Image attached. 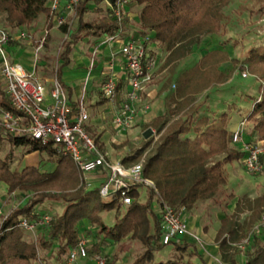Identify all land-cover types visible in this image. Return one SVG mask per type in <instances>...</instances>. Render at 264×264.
<instances>
[{"label": "trees", "instance_id": "1", "mask_svg": "<svg viewBox=\"0 0 264 264\" xmlns=\"http://www.w3.org/2000/svg\"><path fill=\"white\" fill-rule=\"evenodd\" d=\"M130 1L138 6L139 37L145 38L153 34L147 43L156 42L165 53L162 67H174L181 59L191 54L202 36L223 29L225 20L223 8L231 0ZM90 3L94 5L93 11L96 15L86 20L85 14ZM102 5L103 0L81 1L78 8V25L69 39L62 44L61 66L57 71L59 79L61 68L70 63L72 47L84 37L115 34L120 30L123 32L122 38L131 37L128 34L130 31L128 15L123 21L118 22L112 18L108 9H103ZM0 13L4 15V23L13 28L37 21L42 16L45 18V26L50 28L54 19L49 0H0ZM60 27L63 30L66 28L65 25ZM228 60L226 52L213 50L205 53L199 62L179 73L174 89L169 94L166 111L164 115L157 117L155 122L159 140L150 149L149 154L147 153L148 157L142 164V173L144 177L153 180L159 198L180 214L192 210L201 202H218L227 182L226 166L242 159L245 154L232 143L234 131L229 128L230 113L236 106L230 108L229 104L226 111L218 116L204 113L193 118L192 113L196 112L192 106L195 94L209 88L215 82L226 81L235 69H247L251 74H256L260 79L258 97L253 99L251 107L245 108L247 111L245 115L240 109L236 110L251 121L252 131L255 132L257 140L264 141V44L249 47L240 60L233 59L231 72L225 74L219 70V65ZM1 83L0 76V105L14 110L8 97L1 90ZM120 86L121 84H118V91ZM70 105L72 111L76 112V105L74 103ZM184 108H188L190 114L185 118L178 116L171 119L177 111ZM85 130L97 143L99 136L89 129ZM4 140L14 146L26 145L30 150L44 151L48 160H53L55 164L46 171L33 165L25 166L18 171L10 168L13 160L11 152L0 159V185L4 184L7 193L18 197H21L23 192L28 193L26 197L21 198L20 206L12 210L0 224V264H33L39 260V249H49L53 241H58L60 254H67L80 237V226L85 221L95 229V237L99 238L102 235L100 242L95 239L90 244L87 249L88 255L103 256L105 264H114V258L103 254V247L118 242L127 232H131V237L140 240L145 246L142 254L132 264H203L195 248L183 242L181 237L170 243H174V248L182 251L184 257L182 254L179 260L170 258L151 263L154 258L153 251L165 244L161 242L160 215H156L152 209V196L155 192L150 189L144 204L136 200L137 189L142 186L131 190L133 201L125 206L123 213L120 209L124 205L117 195L111 196L109 202H101L99 188L81 194L74 203H69L61 215L35 211V206L40 203L63 199L61 194L69 187L80 191L83 185L79 180L80 170L68 156L57 153L53 147L43 146L28 136H11L0 132V150ZM149 143H146L145 147H148ZM143 151L128 154L121 162L128 165ZM260 161L264 165V153L260 156ZM91 194L99 198L98 207L92 203L86 212L81 213L82 203L93 200L89 197ZM252 202L258 213L264 207V193ZM72 208L79 209L75 212ZM112 209H115L117 222L108 227L99 221L97 212H108ZM238 212L240 211L237 205L235 213L220 221L216 234L215 240L224 264H236L231 254L233 249L231 243L239 242L244 237L245 229L239 222ZM44 214L50 217L49 223L42 227L44 234L37 241L27 240L25 230L18 226L19 220L21 218L34 220ZM83 231L87 237L90 236V229ZM250 239L245 245L243 264H264V232Z\"/></svg>", "mask_w": 264, "mask_h": 264}, {"label": "rangeland", "instance_id": "2", "mask_svg": "<svg viewBox=\"0 0 264 264\" xmlns=\"http://www.w3.org/2000/svg\"><path fill=\"white\" fill-rule=\"evenodd\" d=\"M91 4V3H90ZM89 4L88 12L85 14V19H92L96 13L93 11L94 6ZM131 17L128 16L130 32L133 33V37L139 38L140 32L138 29V23L135 14H137L138 6L134 2L129 3ZM223 13L225 15L224 27L217 33L202 36L199 44L193 50L192 54L181 59L174 67H169L170 74L169 78H164V91L168 94V87H171L172 83L171 76L174 73H181L187 70L195 63L199 62L202 56L210 51L219 50L227 53L229 60L222 62L219 65V70L223 73H230L234 65L233 59H242L246 54L249 47L259 44H264V0H231L230 3L223 8ZM51 28V27H50ZM50 28L45 26V18L42 16L40 19L34 22L22 24L17 27H9L4 23V15L0 13V29L5 30L12 38V45L9 51V57L11 60H22L26 57L24 51H18V57L15 56L17 49L20 47L28 53L27 61L31 63L34 58L37 62L35 75L42 79L44 83H48L47 80L53 79L56 75V70L54 69V63L56 62V55L61 41V35L56 31H51L49 34L44 35V32L49 31ZM18 34V36H17ZM137 34V36H134ZM87 39H82L74 48L75 50L82 47L86 48ZM74 53V52H73ZM77 63L76 61L74 62ZM61 65V64H60ZM162 67V66H161ZM42 69H46L43 72ZM73 62L69 63L65 68H62L61 79L64 82L70 81L71 78H77L78 73L72 72ZM242 73L246 76L243 77ZM39 79V80H40ZM40 80V81H41ZM260 79L256 74H251L247 69L239 70L235 69L231 72L230 77L224 82H215L209 88L203 90L194 95L193 108L195 113H192L193 118L199 117L205 111L206 104H209L210 95H217L218 101L216 105L221 106L223 103H229V107H237L241 110V113L245 115L247 111L245 108L252 105L253 99L257 98L259 95L258 85ZM158 82V78L156 79ZM90 88V85L88 86ZM174 89V88H173ZM1 90L4 95L5 88L3 81L1 83ZM118 96V95H117ZM118 97L111 102V105L116 108L120 106L123 99L118 101ZM157 98L151 99L149 101L141 98V102L136 104V113L133 124L123 132H120L119 137L115 135V129H112L111 121L109 117L106 118L104 122L105 131L102 140L107 143V145H102L98 141L97 144L100 145L103 151L107 150L108 156L112 160H122L128 154H133L137 151L144 150L142 154L134 161L129 162V164L140 163L143 164L145 159L148 157L150 149L159 140V134L156 132L155 122L157 117H153V113L148 115L149 110L156 107ZM107 101V100H106ZM143 104H145L143 106ZM232 104V105H231ZM110 102H104L102 106L103 112L108 115L110 109L108 108ZM147 106V107H145ZM226 106V105H225ZM146 111L142 113V110ZM226 107L219 112L222 113L226 111ZM219 110V109H218ZM148 111V112H147ZM211 115L216 114V112H210ZM232 120L230 121L229 128L232 130H239L237 119L241 116L236 109L232 111ZM89 113V112H88ZM154 113H157L155 110ZM187 114H190L188 108L180 109L177 111L171 119H175L178 116L185 118ZM218 116V115H217ZM251 124V122H250ZM111 136V137H110ZM110 137V139H109ZM242 137V135H241ZM243 140V139H242ZM149 143L148 147H145L146 143ZM243 142V141H242ZM247 144H258L264 146V141H259L257 139L250 140L246 142ZM233 145V144H232ZM238 149H241V145L234 144ZM11 152L13 154V160L10 163L11 170H21L25 166L33 165L39 167V169L46 171L50 170L54 166L53 160H48L46 152L41 150H30L29 146L18 145L14 146L7 140H4L2 144V149L0 150V159H3L7 153ZM148 153V154H147ZM244 158V157H243ZM243 158L237 162L238 166L234 168L236 176H233L231 182H228V187L223 193L234 195L238 197V218L239 222L244 226L245 232L244 237L239 241L238 248L244 252L245 251V240L252 239L254 235H261L264 232V227L260 229L259 232L255 230V226L258 224L261 215L264 213V207L257 213L256 207L253 204V199L261 197L264 193V171L261 170L259 173H249L244 168ZM264 165H262L263 169ZM233 172V171H232ZM235 175V174H234ZM231 176V175H230ZM80 182H82V187L80 191H75V188L69 187L65 189L61 196L63 199L59 201H45L35 206V211L41 213H48L50 215L56 214L61 215L69 203H74L76 198L86 191H90L94 188H98L97 181L92 183L91 175H83L80 172ZM97 185V186H96ZM4 184L0 185V209L3 213L0 216V224L3 221V216L9 215L12 210L20 206L21 198L26 197L28 193L23 192L21 197L15 196L14 194L3 192ZM232 192L234 194H232ZM150 189L141 188L137 191L136 200L139 203L144 204L148 198ZM93 198L92 201L87 203H82L81 213L86 212L90 206L96 205L98 207L99 202L95 194L89 196ZM228 197H221L219 201H226ZM75 199V200H74ZM96 199V200H95ZM111 197H101V202L111 201ZM152 209L156 215H159V207L156 205L158 203L157 195L152 196ZM229 200V199H228ZM209 204H213V201H209ZM206 207V206H204ZM80 208V206H79ZM77 208V209H79ZM77 209L72 208L73 211L77 212ZM125 206H122L120 212L123 213ZM255 209V210H254ZM98 210V208H97ZM99 221L104 223L106 226H113L117 222L115 217V209L108 212H97ZM153 221V220H152ZM84 229H90V236L87 237ZM80 237L86 240L87 249L90 244L97 239L101 241L102 235L97 238L94 236L95 229L90 227L89 223L85 221L81 223L80 226ZM44 234L43 228L37 229L34 233H29L25 231V238L29 241H37L40 236ZM250 239V240H251ZM174 243L163 245L158 250L153 251L154 258L151 263L155 261H166L170 258L177 259L183 254L182 251L174 248ZM145 246L142 242L134 237H131V232L122 237L118 242L113 243L109 246L103 247V254H107L114 258V264H132L137 257H139L144 251ZM186 253V252H185ZM68 253H59L58 241H53V244L49 249H39V260L35 261L33 264H65ZM186 255V254H185ZM184 257V254L182 255ZM186 259V258H184ZM80 260L77 261V263Z\"/></svg>", "mask_w": 264, "mask_h": 264}, {"label": "built area", "instance_id": "3", "mask_svg": "<svg viewBox=\"0 0 264 264\" xmlns=\"http://www.w3.org/2000/svg\"><path fill=\"white\" fill-rule=\"evenodd\" d=\"M81 1L49 0L55 25L66 26L65 38L70 35ZM129 3L130 0H105L106 8L118 22L128 15ZM67 15H70L68 21ZM122 34L121 30L115 34H103L99 44L92 51L95 56L100 45L122 41L119 52L127 72L128 89L113 116V125L119 133L133 124L136 104L141 92L153 81V71L158 61L157 53L148 47V36L122 38ZM11 40L10 35L0 29V76L6 96L14 108L11 110L0 105V132L11 136H28L43 146L53 147L57 153L71 158L83 175L103 172L104 180L98 187L101 197L117 195L122 205L126 206L133 201L131 190L142 186L153 190L159 198L153 180L144 177L142 164L127 165L120 160L110 159L107 152L86 132L89 114L85 107V87L78 98L76 112H73L68 94L57 76L52 79L50 88H47L35 75V71H29L21 63L10 59L8 46ZM242 76L245 77L246 74L242 73ZM100 90L110 103L117 98L118 82L112 72L105 74ZM232 143L241 144V150L245 153L243 164L246 171L261 172L260 156L264 153V146L242 142L241 130L233 132ZM156 205L159 207L163 244L167 245L187 233L188 224L183 214L160 198ZM2 215L0 209V216ZM6 217L3 216V220ZM49 220L47 214L34 220L21 218L18 226L34 233L48 224ZM262 227L264 213L255 230L259 232ZM247 241L248 239L245 243ZM78 260L80 261L77 263ZM66 264H105V258L88 255L86 240L79 237L68 251Z\"/></svg>", "mask_w": 264, "mask_h": 264}, {"label": "crops", "instance_id": "4", "mask_svg": "<svg viewBox=\"0 0 264 264\" xmlns=\"http://www.w3.org/2000/svg\"><path fill=\"white\" fill-rule=\"evenodd\" d=\"M102 6H103V9H107L105 5V0H103ZM88 9H89V4H88ZM128 16L130 17L132 16L130 13V8H128ZM135 16H136L135 19H137V14H135ZM78 17L79 16L77 13V18L73 23L70 34L74 32L75 28L78 25ZM66 18H67L66 19L67 21L70 20V15H67ZM52 30L58 32L61 35V41L59 43V47H58V51L56 55L57 59H56V62L54 63V69H53V71L56 70V75H57V71L59 70L61 66L60 65L61 64L60 53L62 50V44L64 41H67L69 39L70 35L68 36V38H65L64 35H65L66 28L63 30L61 29V27H57L53 20L52 27L49 29V31L44 32V35L42 36L49 34ZM130 31L128 32V34L129 36L133 37V33H131ZM134 36H137V34H135ZM151 36H153V34L148 35V37H151ZM84 38L87 39L86 48L80 47L75 50L74 47L82 40L81 39L78 43H76L72 47V50L69 55L70 62L71 63L73 62L72 72L78 73L79 76L77 78H74V77L71 78L70 81L68 82H64L60 77V81L62 82L68 94L69 102L74 103L75 105L77 104V101L82 92V89L85 87V97H86L85 107L87 111L89 112L88 113L89 120L85 128L93 131L97 136H99L98 141L100 142V144L107 145L109 140L107 141V143L102 140L105 131H107L104 127V122L106 118L110 116L109 120L111 121L112 129H115V135L118 137L120 135L117 129L114 127L113 122H112L113 116L115 114V111L118 109V107L116 105V108H115L110 103L108 107L110 109V113L106 115L103 112L102 106L104 105V102H107V101L101 93L100 86H101V83H102V80L105 74L112 72L118 84H121L120 90L118 91V96H117L119 98L118 101L121 99H124L125 92L128 89V81H127V72L123 64V58L119 52V47L122 41L112 43L111 45H107V44L100 45L97 50V53L94 56L92 51L99 44L102 38V35L99 37L89 35ZM12 43L13 42L11 41L8 46V51H10V47ZM148 47L153 52L157 53L158 61H157V66L155 67L153 71V81L141 92L138 103L141 102V98L149 101L151 99L158 97L156 107H154L153 111L149 110V112L148 111L147 112H148V115H150V113H153L154 114L152 115L153 117H159V116L164 115L166 111V104L168 102L169 94L174 88V83L171 84L170 88L168 87L169 93L166 94V91H164V87L166 88V86H164V78L165 77L166 79L169 78V76L167 77V73L168 75L170 74L168 70L170 66L161 67L163 60L165 58V53L157 45L156 42H150L148 44ZM195 48L196 46L193 48V50ZM18 51H24L26 54V57L23 58L22 60H18L17 58L14 61L21 63L29 71H35L36 69L35 63L37 62L36 58H34L33 61L29 63L27 61L28 53L19 47L15 54L16 57H18ZM75 61L77 62L76 64L74 63ZM91 63H92V66H91ZM67 65L63 66L62 68H65ZM62 68L60 71H62ZM42 71L46 72V69H42ZM178 75L179 73L177 74L174 73L170 75L172 77L171 81L175 82L176 77ZM157 78L159 80L158 82L156 81ZM43 80L44 79H42L41 82L47 88H50L52 79L47 80L48 83H44ZM44 81H46V79ZM89 85H90V88H88ZM208 99H209V104L207 103L206 109H203V110L205 111L204 113L208 115H211V114L206 111H210V112L215 111L216 114L211 115V116L219 115L220 114L219 111L223 110L224 107L227 108L229 105V103L227 104L223 103L221 106L216 105V102L218 101L217 95H210ZM144 105L145 104H143V106ZM173 106L174 105H172V107ZM139 109L142 110L141 108ZM236 109H239L237 105H236ZM155 110L157 111V113H154ZM145 112L146 111L142 110L141 114ZM204 113H202L201 115H204ZM232 113L233 112L230 113L231 115L230 121L233 118ZM250 122L251 121L245 119V117L243 116H240L237 119L238 126H240L239 130H241V135H242L241 140L243 139L242 140L243 142H249L250 140L257 139L255 132L252 131V123L250 124ZM232 131H236L235 128H233ZM239 144L240 143H238V145ZM107 150L108 149H106L105 152H107ZM236 166H238L237 162L235 163L231 162L226 166L227 182L224 186V190H226V188H229L228 182H231L233 176H236V173L234 172V168H236ZM90 175L92 177V183H95L97 181L98 187L100 183L104 180V176H105L103 172L93 173ZM141 188H144V187H139L137 191H140ZM2 191L6 192V189L2 188ZM229 194H226V195L225 193L222 194V197L224 196L228 197L227 200L224 202L218 201V202H213V204H209V205H208L209 201L201 202V203L196 204V206L192 210L187 211L183 214V217L188 224V231L186 234L181 236V240L191 245L193 248H195L198 258L203 264H224L221 261L220 250H219V247H218V244L215 238H216L217 231L220 227V221L224 218L231 216L233 213H235V209L238 203V197L235 196L233 192L232 194L234 195H229ZM238 245H239V242L231 243V246L233 247L231 254L233 255V258L236 264H243L244 252H242L238 248Z\"/></svg>", "mask_w": 264, "mask_h": 264}]
</instances>
